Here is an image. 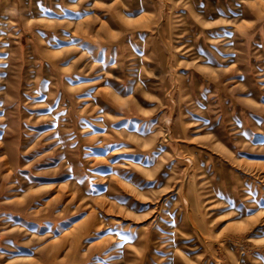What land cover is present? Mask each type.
I'll list each match as a JSON object with an SVG mask.
<instances>
[{
  "label": "rangeland",
  "instance_id": "1",
  "mask_svg": "<svg viewBox=\"0 0 264 264\" xmlns=\"http://www.w3.org/2000/svg\"><path fill=\"white\" fill-rule=\"evenodd\" d=\"M0 264H264V0H0Z\"/></svg>",
  "mask_w": 264,
  "mask_h": 264
},
{
  "label": "snow or ice",
  "instance_id": "2",
  "mask_svg": "<svg viewBox=\"0 0 264 264\" xmlns=\"http://www.w3.org/2000/svg\"><path fill=\"white\" fill-rule=\"evenodd\" d=\"M146 210V209H145ZM251 210H249V212H250Z\"/></svg>",
  "mask_w": 264,
  "mask_h": 264
}]
</instances>
